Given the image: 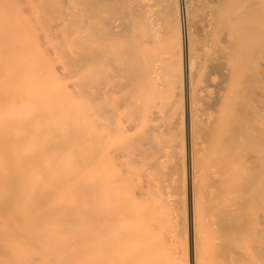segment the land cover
Returning a JSON list of instances; mask_svg holds the SVG:
<instances>
[{"label": "bare ground", "instance_id": "1", "mask_svg": "<svg viewBox=\"0 0 264 264\" xmlns=\"http://www.w3.org/2000/svg\"><path fill=\"white\" fill-rule=\"evenodd\" d=\"M144 1L0 0V264H264V0Z\"/></svg>", "mask_w": 264, "mask_h": 264}, {"label": "rangeland", "instance_id": "2", "mask_svg": "<svg viewBox=\"0 0 264 264\" xmlns=\"http://www.w3.org/2000/svg\"><path fill=\"white\" fill-rule=\"evenodd\" d=\"M144 2L148 3V6L152 7L154 22L156 26L163 30L164 32L169 33L170 36L175 38V45L177 50L181 49L182 52H185L186 48V33H184V11H183V0H145ZM176 163V161L174 162ZM173 163V164H174ZM180 170V164L177 166V173ZM174 174L172 177V182L174 183L173 192L171 198L178 202L181 200V196L184 193L185 187L179 182V174ZM187 174L189 176V169H187ZM188 186L186 187L187 198ZM180 220H176V223H179ZM181 226V224H180ZM179 227V226H177ZM183 227V226H182ZM190 231V225L188 226ZM183 232L181 229L180 233Z\"/></svg>", "mask_w": 264, "mask_h": 264}]
</instances>
